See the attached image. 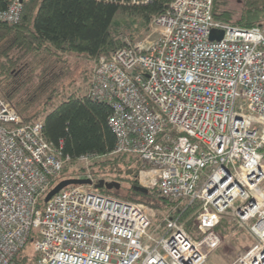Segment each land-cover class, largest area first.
<instances>
[{
  "label": "built area",
  "instance_id": "built-area-1",
  "mask_svg": "<svg viewBox=\"0 0 264 264\" xmlns=\"http://www.w3.org/2000/svg\"><path fill=\"white\" fill-rule=\"evenodd\" d=\"M213 5L171 2L149 35L96 60L88 89L112 109V155L140 159L139 186L185 209L199 202L201 238L182 211L155 239V210L96 188L88 169L78 179L92 185H70L38 208L72 158L45 139L42 121L22 124L0 95V264H20L29 242L36 264H206L225 241V215L255 242L232 264H264V28L218 20ZM21 15L14 0L0 23ZM213 30L223 38L210 40Z\"/></svg>",
  "mask_w": 264,
  "mask_h": 264
},
{
  "label": "trees",
  "instance_id": "trees-1",
  "mask_svg": "<svg viewBox=\"0 0 264 264\" xmlns=\"http://www.w3.org/2000/svg\"><path fill=\"white\" fill-rule=\"evenodd\" d=\"M13 1L0 0V10ZM173 1L21 0L20 22L0 23V95L20 115L22 124L42 121L45 139L55 145L62 143L72 165L82 154L92 153L97 156L95 159H101L93 164L100 168L99 172H92L94 178L121 183L119 190L103 188V192L118 196L123 192V198L162 209L178 201L153 190H137L140 159L135 155H112L117 138L109 125L110 105L91 99L73 80L69 84L65 81L71 75L70 61L109 58L126 44L124 38L135 40L147 34L153 19ZM240 2V16L235 20L236 12L228 8V0H214V17L237 27L264 28V0ZM66 171L65 167L49 191L59 181L74 176H66ZM45 196L39 199L38 208L44 207ZM186 206L183 203L169 217L183 211L181 223L199 239L202 233L195 219L200 203L185 209ZM234 222L225 215L218 232L228 237L237 227ZM27 246L19 254L18 262L36 264L39 255L34 250L28 253Z\"/></svg>",
  "mask_w": 264,
  "mask_h": 264
},
{
  "label": "rangeland",
  "instance_id": "rangeland-1",
  "mask_svg": "<svg viewBox=\"0 0 264 264\" xmlns=\"http://www.w3.org/2000/svg\"><path fill=\"white\" fill-rule=\"evenodd\" d=\"M240 1L241 0H228V8L231 10H234L236 12V15L234 18L235 20H237L240 16V11H241V6H242ZM149 34H150V31H148L147 34H145L144 36L140 37L139 39H135V40H141L146 35H149ZM124 39H126V43L128 41H130V42L135 41V40H132L130 37H127ZM70 62H71V64H70L71 75L69 76V79H67L65 81V84H69L71 82V80H73L75 85L82 86L83 87L82 92L87 94L88 89H89V85L91 82V78L93 76L94 66L96 64V60L95 61L89 60L88 62H85L81 58H76ZM100 160L101 159H95V160L92 159L88 163V165H85L84 163L81 164L77 161H76L77 163H75L74 165L69 163L66 166L67 171L65 172V175L68 176V175L73 174L74 176L72 178H80L81 177L80 174L83 173L86 169H88L91 173L92 172H99L100 168H99L98 164H96L95 166H93V164L96 162L97 163L101 162ZM76 170H77V172H76ZM99 175H101V174H99ZM138 175H139V173H138ZM137 179H138V177H137ZM119 196L123 197V192L119 193ZM142 204H144V203H142ZM181 205H183V203H181V201H178L175 204H169V206L166 209L165 208L162 209L160 207L157 208L153 205H147V206H151L155 210V214H156L155 224L153 227L154 230L151 231V234L153 235V237L155 239H158L164 235L165 230H166L165 229V220L169 217V214L171 211L177 210L179 207H181ZM229 218H232V217L229 216ZM254 243L255 242H253V237L250 234H248L244 229H238V227H236V229L233 230L228 237H225V241L222 244V246L220 248H218L216 251H214L209 256L206 264H232L240 256V254L248 251L253 246ZM152 244H153V242H152ZM27 252L28 253L33 252V244L32 243L28 244Z\"/></svg>",
  "mask_w": 264,
  "mask_h": 264
},
{
  "label": "water",
  "instance_id": "water-1",
  "mask_svg": "<svg viewBox=\"0 0 264 264\" xmlns=\"http://www.w3.org/2000/svg\"><path fill=\"white\" fill-rule=\"evenodd\" d=\"M224 36V31L219 30H213L210 35V40H221ZM93 181L90 179H78V178H69V179H63L59 183L56 184V186L51 189L45 196L44 202L47 203L54 195L59 193L64 188L70 186V185H92ZM98 189L106 188L108 190L116 189L119 190L121 188V183L117 181H106V180H100L99 182L95 183L94 185ZM137 190H140L142 192L148 193V189L144 187H137Z\"/></svg>",
  "mask_w": 264,
  "mask_h": 264
}]
</instances>
